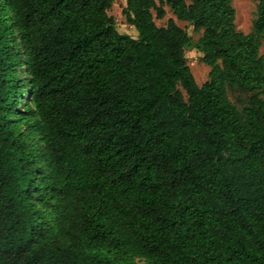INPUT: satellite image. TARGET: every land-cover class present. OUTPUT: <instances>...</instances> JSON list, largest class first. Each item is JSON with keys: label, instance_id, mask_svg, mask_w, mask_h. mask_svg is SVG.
I'll use <instances>...</instances> for the list:
<instances>
[{"label": "trees", "instance_id": "obj_1", "mask_svg": "<svg viewBox=\"0 0 264 264\" xmlns=\"http://www.w3.org/2000/svg\"><path fill=\"white\" fill-rule=\"evenodd\" d=\"M112 1L0 0V264H264V0Z\"/></svg>", "mask_w": 264, "mask_h": 264}, {"label": "rangeland", "instance_id": "obj_2", "mask_svg": "<svg viewBox=\"0 0 264 264\" xmlns=\"http://www.w3.org/2000/svg\"><path fill=\"white\" fill-rule=\"evenodd\" d=\"M124 5V0H113L110 8L107 10V13L113 17L115 25L119 31L135 36L136 31L134 27L125 21V17L122 14ZM232 6L235 12L234 23L236 29L242 31L243 33L249 32L255 16L256 2L254 0H232ZM163 8L165 10V15L160 19L154 18L156 25H165L167 19L172 18L179 27L186 30L194 41L199 37L200 34L195 33L186 21L177 20L167 5H164ZM259 53L264 57V35L261 38ZM201 56L202 53L196 48L185 49L186 62L197 85H201L207 80L209 72V67L202 62ZM181 91L184 95V91ZM228 97L232 102L238 105V107L240 106L242 101L241 96L228 92Z\"/></svg>", "mask_w": 264, "mask_h": 264}]
</instances>
